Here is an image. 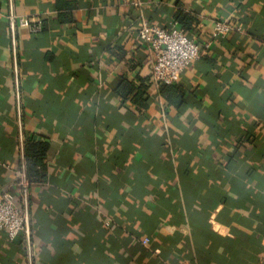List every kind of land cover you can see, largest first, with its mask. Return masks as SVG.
<instances>
[{
  "label": "crops",
  "instance_id": "1",
  "mask_svg": "<svg viewBox=\"0 0 264 264\" xmlns=\"http://www.w3.org/2000/svg\"><path fill=\"white\" fill-rule=\"evenodd\" d=\"M178 10L203 49L182 107L138 34ZM142 81L146 109L117 88ZM29 139L49 149L36 180ZM4 190L27 192L30 233L0 232V264H264V0H0Z\"/></svg>",
  "mask_w": 264,
  "mask_h": 264
},
{
  "label": "built area",
  "instance_id": "2",
  "mask_svg": "<svg viewBox=\"0 0 264 264\" xmlns=\"http://www.w3.org/2000/svg\"><path fill=\"white\" fill-rule=\"evenodd\" d=\"M20 27L33 34L41 32L42 23H32L26 18L17 19ZM215 35L226 38L235 32H241V28L232 26L227 21H215ZM138 34L141 42L149 49L151 54L150 68L152 79L157 86H174L179 82L189 66L198 59L203 49L198 43L188 36L180 26L173 29L151 26L142 19L138 26ZM22 188L27 187L23 183ZM23 199V203L21 200ZM27 192L20 196L14 191L4 190L0 192V232L4 231L9 242H13L22 232L26 231V219L28 212ZM106 222V226L111 225ZM150 240L145 238L141 244L149 246Z\"/></svg>",
  "mask_w": 264,
  "mask_h": 264
},
{
  "label": "trees",
  "instance_id": "3",
  "mask_svg": "<svg viewBox=\"0 0 264 264\" xmlns=\"http://www.w3.org/2000/svg\"><path fill=\"white\" fill-rule=\"evenodd\" d=\"M175 21L183 28L186 33L193 30V27L197 24V20L194 17H191L189 14H186L182 10H178L174 16ZM46 23L42 22L41 33L45 32ZM144 81L139 86H133L131 83L122 82L118 85V93L124 98L133 96V102L143 109L148 108V97H145ZM160 92L162 96L173 106L182 107V103L185 98V90L175 84L174 86H160ZM25 149V161L26 169L29 178L35 179L38 178L40 172L38 168H41L44 164L45 158L48 152V145L42 141L35 142L31 139L26 140L24 144Z\"/></svg>",
  "mask_w": 264,
  "mask_h": 264
},
{
  "label": "water",
  "instance_id": "4",
  "mask_svg": "<svg viewBox=\"0 0 264 264\" xmlns=\"http://www.w3.org/2000/svg\"><path fill=\"white\" fill-rule=\"evenodd\" d=\"M26 228L28 229V233H30V228H29V214L27 212V219H26Z\"/></svg>",
  "mask_w": 264,
  "mask_h": 264
}]
</instances>
